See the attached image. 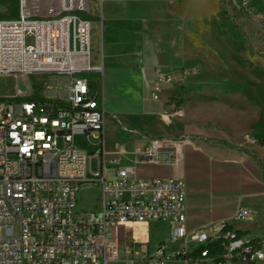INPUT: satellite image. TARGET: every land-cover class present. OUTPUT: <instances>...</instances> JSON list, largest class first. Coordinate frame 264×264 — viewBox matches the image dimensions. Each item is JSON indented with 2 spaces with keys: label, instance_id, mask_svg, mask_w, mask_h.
<instances>
[{
  "label": "built area",
  "instance_id": "built-area-1",
  "mask_svg": "<svg viewBox=\"0 0 264 264\" xmlns=\"http://www.w3.org/2000/svg\"><path fill=\"white\" fill-rule=\"evenodd\" d=\"M85 12L87 0H18V17L0 20V78L14 83L0 99V264H170L188 252L186 243L199 247L210 238L186 231L183 179L140 178L134 167L109 173L99 151L89 155L74 146L76 136L101 137L106 121L101 99L89 89L103 67L92 63L91 22L78 16ZM28 36L33 45H26ZM33 76L46 82L40 100L27 101ZM169 82L157 73L151 97ZM146 142L133 152L137 166L174 167L192 139ZM123 154L118 147L115 156ZM90 186L100 189L98 210L79 212L77 195ZM234 218L250 219L251 212L238 209ZM135 223H166L169 241L184 247L169 255L164 245L151 252L147 243L121 239L119 227ZM225 239L219 264L264 260L262 248L233 234Z\"/></svg>",
  "mask_w": 264,
  "mask_h": 264
},
{
  "label": "crops",
  "instance_id": "crops-1",
  "mask_svg": "<svg viewBox=\"0 0 264 264\" xmlns=\"http://www.w3.org/2000/svg\"><path fill=\"white\" fill-rule=\"evenodd\" d=\"M201 5L202 0H87L86 17L94 33L92 63L103 67L100 77H91L90 93L98 94L106 117L122 118V127L134 132L128 135L134 139L132 146L115 140L116 147L99 152L109 173L117 167H134L140 178L183 179L188 234L203 230L218 239L221 228L229 225L233 231L246 232L242 240L248 242L264 236V100L232 106V124L212 126L195 116L184 85L169 83L156 99L150 95L157 73L172 74L170 63L181 38L178 28H188L190 13ZM132 118L139 123L133 124ZM180 137L192 142L184 148L179 165L135 164L133 152L147 139ZM118 147L125 151L119 158ZM203 189L209 191L207 198L201 195ZM238 209L250 211L251 218L236 220ZM258 218L259 232L241 225ZM130 225L119 227L121 239H133ZM158 245L166 251L164 243ZM196 248L195 243H186L188 252ZM172 263L194 264L183 259Z\"/></svg>",
  "mask_w": 264,
  "mask_h": 264
},
{
  "label": "rangeland",
  "instance_id": "rangeland-1",
  "mask_svg": "<svg viewBox=\"0 0 264 264\" xmlns=\"http://www.w3.org/2000/svg\"><path fill=\"white\" fill-rule=\"evenodd\" d=\"M83 14L87 15L85 12L78 16ZM17 17L18 0H0V20ZM189 22L188 28H178L181 38L178 39L176 55L171 59L169 83L185 86L186 99L199 119L212 126L232 124V106L264 100V0H219V4L217 0H202L201 7L190 13ZM93 38L91 24L92 53ZM26 45H33L32 36L26 38ZM45 82L44 77H29L35 91H42ZM13 86L11 79L0 78V99L11 95ZM132 120L133 124L139 123L136 118ZM123 124L122 118L106 117V131L101 137L76 136L74 146L89 155L106 147H116L118 142L115 140H123L124 145L132 146L134 139L128 135H134V132L123 128ZM90 167L92 172L97 171L96 159H92ZM99 193V187L82 189L77 195V210L96 212ZM201 195L207 198L208 189H203ZM241 225L253 227L257 232L261 228L259 218ZM129 230L134 241L147 243L151 252L159 243L166 245L169 255L184 245L182 241H168L165 223H136L131 224ZM261 244L264 254V241ZM187 247L191 249L192 245ZM254 264H264V260Z\"/></svg>",
  "mask_w": 264,
  "mask_h": 264
},
{
  "label": "trees",
  "instance_id": "trees-1",
  "mask_svg": "<svg viewBox=\"0 0 264 264\" xmlns=\"http://www.w3.org/2000/svg\"><path fill=\"white\" fill-rule=\"evenodd\" d=\"M81 19L90 21L84 14L79 16ZM27 101H38L40 97L38 91L34 90V94L31 97L26 98ZM220 237L218 239H213L212 237L203 244L194 249L191 252H187L182 255L181 258L186 261L198 264L200 260L209 261L211 264H219L223 261V256L225 254V247L227 245V240L225 236L227 234H233L236 240H242V237L247 233L243 231H233L232 227L229 225H224L220 230ZM243 241V240H242ZM264 241V236L261 238H254L248 242H245L247 245H250L254 250H260L263 246L261 242ZM205 253V256L202 254Z\"/></svg>",
  "mask_w": 264,
  "mask_h": 264
}]
</instances>
